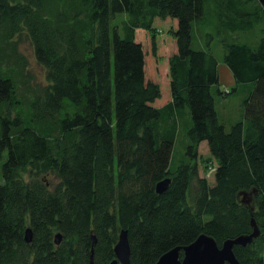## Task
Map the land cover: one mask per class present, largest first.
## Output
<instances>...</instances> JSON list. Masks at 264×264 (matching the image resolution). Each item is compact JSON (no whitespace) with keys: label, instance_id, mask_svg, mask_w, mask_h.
Here are the masks:
<instances>
[{"label":"trees","instance_id":"obj_1","mask_svg":"<svg viewBox=\"0 0 264 264\" xmlns=\"http://www.w3.org/2000/svg\"><path fill=\"white\" fill-rule=\"evenodd\" d=\"M205 25L224 48L233 91L245 88L244 119L230 130L217 102L232 91L220 88L212 47L195 45ZM256 29V42L228 37ZM24 38L46 72L34 89ZM182 129L185 153L175 158ZM203 142L213 181L201 173ZM0 162V264H111L122 230L130 264H156L202 234L220 246L249 235L252 220L261 235L234 252L241 264H264L262 4L0 0ZM27 167L28 181L18 174Z\"/></svg>","mask_w":264,"mask_h":264},{"label":"rangeland","instance_id":"obj_2","mask_svg":"<svg viewBox=\"0 0 264 264\" xmlns=\"http://www.w3.org/2000/svg\"><path fill=\"white\" fill-rule=\"evenodd\" d=\"M120 18H122L120 16ZM157 25L162 27L166 25L164 21L159 20ZM203 30L200 33L195 32V45L197 47L200 46H207L210 45L219 60V75H220V88L221 89H229L232 91L231 94L226 95V97L218 98L219 101L217 102V109L220 114L221 119L223 120L224 124L227 127V130L231 129V126L234 123H237L240 120L244 119V111H243V100L245 98V88L241 86L238 90L233 91L236 88L237 83L234 78V75L227 64L224 62V48L219 41V37H214L210 39V36L207 33H211L212 35L215 34L214 27L205 25L202 27ZM260 33L259 30H255L251 33H241L236 35L228 36L230 39H237L241 41H249V42H256L257 35ZM21 52L28 58L29 65L26 71V83L28 86H31L33 89L38 87L39 85L45 84L47 82L46 79V72L45 70L36 62L33 48L28 41V39L24 38L21 45ZM164 95L163 99L168 97L169 94V87L168 85H163ZM186 136V131L184 129L181 130L178 138V142L175 146V153L174 157L178 158L185 153L184 147V139ZM199 154L203 158L204 163L200 165L201 173L203 176L209 178L210 181H213V174L212 168H207L206 166L214 165V162L211 163L210 151L207 142H203L199 147ZM1 167V162H0ZM211 170V171H210ZM19 176L22 177L24 180L28 181L31 179V171L29 167L20 169L18 172Z\"/></svg>","mask_w":264,"mask_h":264},{"label":"water","instance_id":"obj_3","mask_svg":"<svg viewBox=\"0 0 264 264\" xmlns=\"http://www.w3.org/2000/svg\"><path fill=\"white\" fill-rule=\"evenodd\" d=\"M264 8V0H259ZM170 183V179H166L157 185L159 193L164 192ZM244 203L249 205L252 198L244 193ZM254 208L252 207V211ZM254 231L249 235H242L236 239H228L220 246L214 237L207 234L200 235L192 244L174 248L165 253L156 264H241L237 259L234 247L236 245H247L253 242L255 238L261 235V230L252 220ZM25 239L27 242L33 240V232L31 228L26 229ZM62 236H56V243L60 244ZM94 244L96 238H93ZM116 259L111 264H130L131 247L129 243L128 231L122 230L119 241L115 247ZM93 258V257H92ZM94 260L92 259V263Z\"/></svg>","mask_w":264,"mask_h":264}]
</instances>
